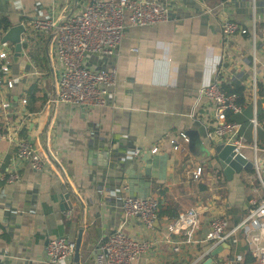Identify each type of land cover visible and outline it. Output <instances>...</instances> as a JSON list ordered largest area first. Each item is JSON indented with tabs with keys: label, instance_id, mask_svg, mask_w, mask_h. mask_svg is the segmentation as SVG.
<instances>
[{
	"label": "crops",
	"instance_id": "obj_1",
	"mask_svg": "<svg viewBox=\"0 0 264 264\" xmlns=\"http://www.w3.org/2000/svg\"><path fill=\"white\" fill-rule=\"evenodd\" d=\"M92 1L0 0V18L5 15L11 26L24 24L79 11ZM159 1L168 6L169 20L126 28L113 59L117 81L106 106L50 102L55 83L49 59L40 67L24 47L20 62L12 53L14 85L0 86V127L6 120L21 124L19 137L46 160L40 170L20 164L14 160L15 146L0 141V176L16 167L20 172L18 180L0 182V264H52L48 241L58 236L76 241L80 228L79 260L70 264H95L99 240L119 227L137 238L158 239L135 264H200L221 245L205 240L211 220L224 216L233 227L264 200V0ZM224 19L247 32L225 38ZM37 42L32 35L29 44ZM219 69L222 84L243 89V111L234 115L241 124L239 151L258 165L261 179L255 165L228 180L215 152L228 137H208L214 105L199 98V90ZM32 85L37 89L34 112L22 102ZM5 101L9 108L3 107ZM174 141L180 149H174ZM198 168L202 175L195 178ZM63 185L70 210L61 208ZM125 194L158 200L155 229L124 217ZM190 209L199 214L197 231L191 239L183 234L184 243L175 251L164 240L166 224L176 219L173 213ZM246 240L238 233L228 242L231 248L219 250L214 260L256 264L245 261Z\"/></svg>",
	"mask_w": 264,
	"mask_h": 264
},
{
	"label": "built area",
	"instance_id": "obj_2",
	"mask_svg": "<svg viewBox=\"0 0 264 264\" xmlns=\"http://www.w3.org/2000/svg\"><path fill=\"white\" fill-rule=\"evenodd\" d=\"M169 20L168 6L159 0H93L79 11L65 13L62 16L38 18L24 23L26 33L33 29L43 38L50 70L53 74L55 92L49 101L72 103L81 106L103 107L108 104V96L116 85L117 67L113 59L118 54L119 46L129 25L147 26ZM221 31L225 38L247 30L236 21L224 19ZM26 33L22 36L26 41ZM0 51V86L7 83L14 85L11 75L12 44H1ZM256 86V81L254 80ZM221 69L215 79L199 90V98H206L214 105V121L208 130L209 139L228 137L227 143H233L239 150L242 138H238L241 124L230 120L227 112L240 114L244 104L236 93H227L221 88ZM22 102L26 104L27 98ZM9 108L10 101L3 102ZM254 125L257 120L253 119ZM22 125H11L6 120L0 130V141L11 142L15 146L14 160L20 164L28 163L34 169H42L46 158L27 139L20 138ZM179 138L187 141L185 133ZM174 149L181 148V143L174 141ZM256 169L259 174V167ZM202 173L198 168L195 178ZM260 177V174H259ZM20 178L18 167L9 169L0 176V182L11 183ZM261 179V177H260ZM262 181V180H261ZM264 185V183H263ZM158 200L153 196L139 197L125 194L121 198V210L125 218L140 220L147 229H155L158 219ZM199 214L190 209L166 224L164 240L175 245L178 251L184 243L182 235L192 238L197 231ZM2 229L0 227V233ZM243 233L256 264H264V200L257 206L250 207L248 215L235 226L230 227L224 216H215L205 235L207 242L220 245ZM158 242L157 238L141 239L125 232L122 227L113 230L99 240V250L95 255V264H135ZM76 251V241L67 236L50 239L46 246V255L52 264H70Z\"/></svg>",
	"mask_w": 264,
	"mask_h": 264
},
{
	"label": "water",
	"instance_id": "obj_3",
	"mask_svg": "<svg viewBox=\"0 0 264 264\" xmlns=\"http://www.w3.org/2000/svg\"><path fill=\"white\" fill-rule=\"evenodd\" d=\"M26 33V29L23 23L15 24L11 26L1 37L0 43H10L14 46V61L20 62L23 51L22 36ZM215 152L219 158L220 164L223 168L224 174L228 180H231L234 174H239L242 171L252 170L255 167V163L249 160L243 153H241L236 145L233 143H220L215 145ZM62 205L63 210L72 209V204L69 200L70 193L66 185L62 186ZM83 228L79 229L78 238L76 240V251L74 260H79V249L82 240ZM231 248V244L223 242L218 248L209 252V256L200 264H224V258H219L218 261L214 260V256L219 250L223 248Z\"/></svg>",
	"mask_w": 264,
	"mask_h": 264
},
{
	"label": "trees",
	"instance_id": "obj_4",
	"mask_svg": "<svg viewBox=\"0 0 264 264\" xmlns=\"http://www.w3.org/2000/svg\"><path fill=\"white\" fill-rule=\"evenodd\" d=\"M27 21H31V20H27ZM11 27V22L9 20V18H7L5 15L1 16L0 18V35L3 36V34ZM32 35H36L35 38L38 39L37 42V46L33 47L31 46L29 43L32 41ZM0 36V37H1ZM39 44V46H38ZM13 47V46H12ZM23 47L25 49H27V54L29 55V58L36 60V62L38 63V65L40 67H45V63L47 62V55H46V49H45V45H44V38L36 31V30H29L26 33V41L23 43ZM12 53L14 55V48H12ZM44 52V54H43ZM43 54L44 59L42 61L38 60L39 55ZM45 63H44V62ZM36 85H32L28 90H27V98H28V111L30 112H34L37 111L38 109L36 107L33 106V103L36 102V98H37V89L35 87ZM222 90H224L227 93H236L238 95V100L241 104H244L243 102L245 101V96H244V92L242 88L239 87H230L227 84H222L221 86ZM228 114V118L230 120H234V121H238L237 118H234L235 114H232L231 112H227ZM2 129V127H0V130ZM202 175V173H201ZM257 185L258 187H260L261 189H263V186L261 184V182L259 180H257ZM171 214V213H168ZM174 217L177 218L178 214L173 213ZM247 249V248H246ZM246 257V262H252L254 260V257L251 253L250 250L247 249V253L245 255Z\"/></svg>",
	"mask_w": 264,
	"mask_h": 264
},
{
	"label": "rangeland",
	"instance_id": "obj_5",
	"mask_svg": "<svg viewBox=\"0 0 264 264\" xmlns=\"http://www.w3.org/2000/svg\"><path fill=\"white\" fill-rule=\"evenodd\" d=\"M34 36H36V35H34ZM0 40H1V37H0ZM255 179H256V177L253 180L255 181ZM263 192H264V190H263Z\"/></svg>",
	"mask_w": 264,
	"mask_h": 264
}]
</instances>
